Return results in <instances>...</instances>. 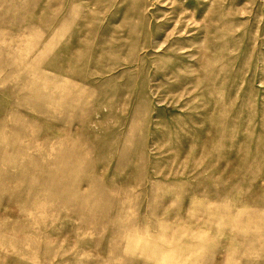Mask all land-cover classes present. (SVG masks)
<instances>
[{"label":"rangeland","instance_id":"obj_1","mask_svg":"<svg viewBox=\"0 0 264 264\" xmlns=\"http://www.w3.org/2000/svg\"><path fill=\"white\" fill-rule=\"evenodd\" d=\"M0 264H264V0H0Z\"/></svg>","mask_w":264,"mask_h":264}]
</instances>
